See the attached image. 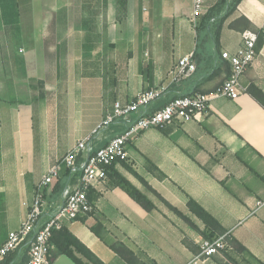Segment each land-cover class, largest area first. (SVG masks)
<instances>
[{"label": "crops", "instance_id": "obj_1", "mask_svg": "<svg viewBox=\"0 0 264 264\" xmlns=\"http://www.w3.org/2000/svg\"><path fill=\"white\" fill-rule=\"evenodd\" d=\"M31 5V12L21 11L15 29V62L9 61L4 81L0 77V211L5 207L0 245L20 227L48 167L91 135L116 99L131 100L145 89L164 86L166 100L211 92L230 74L222 52H237L245 30L264 35V0H241L224 23L219 44L209 34L198 33L202 16L193 21V0H107L105 29L89 32L106 31L111 70L89 76L84 73L79 33L72 46L65 28L38 24L35 0ZM191 54L195 71L169 83V69ZM241 82L264 91V44ZM127 148L129 160L113 168L154 207L146 209L122 187L113 186L108 173L106 183L88 192L93 209L86 219L68 224L102 262L264 264V206L256 210L257 202L264 200V107L248 91L237 99L216 96L198 118L145 130ZM78 178L64 171L46 189L43 219L63 201L64 188L77 185ZM190 198L219 221V229L191 210ZM219 233H229L249 252L227 242L220 253L193 263L201 242ZM51 262L77 264L54 244Z\"/></svg>", "mask_w": 264, "mask_h": 264}, {"label": "built area", "instance_id": "obj_2", "mask_svg": "<svg viewBox=\"0 0 264 264\" xmlns=\"http://www.w3.org/2000/svg\"><path fill=\"white\" fill-rule=\"evenodd\" d=\"M208 8L207 0H193V21L196 22ZM257 41L258 34L255 31L245 30L237 52H222V57L230 64V74L211 92L197 91L177 96L150 114L145 111L142 113L141 108H145L151 101L162 95L166 86L144 90L136 96L135 100H115L111 110L107 112L93 133L78 140L64 157L53 162L43 174L35 189L33 202L20 227L11 231L7 240L0 245V264H3L11 251L26 240L30 242L27 264H52L54 232L68 227V224L75 220L87 217L92 211L89 190L106 183L109 165L128 160L127 146L130 140L150 128L163 129L174 122L185 123L198 118L199 115L208 111L211 99L216 96L225 95L237 99L246 92L247 87L242 85L241 79L258 56ZM192 57L193 54L187 55L174 63L168 71L169 83L180 81L195 71L196 64L192 61ZM117 119H123L126 122V129L109 138L104 146L94 149L92 140ZM79 157L83 159L81 162H78ZM65 169H69L71 174L78 173V183L64 188L63 201L43 219L45 205H47L46 189L62 175ZM262 206H264V200H259L256 210ZM228 237L229 233H223L215 238L203 240L200 252L193 259V263L220 253L226 247Z\"/></svg>", "mask_w": 264, "mask_h": 264}, {"label": "trees", "instance_id": "obj_3", "mask_svg": "<svg viewBox=\"0 0 264 264\" xmlns=\"http://www.w3.org/2000/svg\"><path fill=\"white\" fill-rule=\"evenodd\" d=\"M241 0H218L214 6H210L205 14L202 15L199 24L196 26L197 31L205 32L209 34L211 38L219 44L220 35L222 28L224 26L225 21L227 18L236 10L238 4ZM107 0H104V4L106 6ZM30 4V5H29ZM1 7H2V17L5 24H17V28L19 29V24L21 22V11L24 12H31V0H1ZM244 23L249 25V21L245 16L240 18ZM258 34V33H257ZM102 35L91 36L90 34L85 35L84 43H83V52H84V68L86 73L89 76H94L100 74L101 72V63H100V55L99 51L97 50L100 48L99 43L101 40ZM264 44V35L258 34V41H257V50L261 49ZM112 47V45H111ZM96 51V53H94ZM91 60L93 63H90ZM93 65V66H92ZM92 67V68H91ZM148 78H150L148 76ZM148 90V89H145ZM247 91L264 107V91L261 87L257 84H252L247 87ZM164 94L160 95L155 100L151 101L145 108H141V112L145 111V113L150 114L156 111L159 108H162L166 105L170 100L164 99ZM135 98L131 100H135ZM117 100V99H116ZM172 100V99H171ZM130 101V100H124ZM34 121L37 122V117L34 114ZM127 125L123 119H117L112 124H110L106 129L102 131L103 135L96 136L93 140L94 149H98L101 146H104L109 138L122 133L126 129ZM132 138L131 140H133ZM130 140V141H131ZM83 159L80 158L78 162H81ZM109 165L107 167V172L111 175L112 178V185L113 186H120L126 192H128L132 197H134L140 204H142L146 209L151 210L154 207L153 202L144 195L132 182L127 179L124 175L120 174L118 171L114 170V165ZM67 176L71 175L69 169H65ZM78 174V173H77ZM76 175V174H75ZM62 176V175H61ZM60 176V177H61ZM261 176V175H260ZM59 177V178H60ZM264 180V176H261ZM57 179V181L59 180ZM60 186L64 188V185L61 183H57L56 186ZM189 206L191 210L197 214L201 219H203L207 225L210 227H215L217 229L220 228L219 221L209 213L205 208H203L197 201L190 198ZM178 211V209H176ZM181 215L185 217L180 211H178ZM5 216V207L0 211V220L3 221ZM82 219H86L83 217ZM187 220H189L186 217ZM190 221V220H189ZM191 222V221H190ZM223 233H219L218 235L210 238H215ZM8 236L6 237L5 241L7 240ZM4 241V242H5ZM228 242L234 243V245L242 250L248 251L246 247H244L238 241L228 237ZM52 243L57 246V251L59 253H64L70 256L77 264H105L102 262L97 255L90 250L84 243H82L72 232L68 229V227H63L60 230L54 232L52 237ZM2 245V244H1ZM30 248L29 240H26L22 243L18 248L11 251L7 257L5 258L3 264H27L29 260L28 251ZM249 252V251H248ZM221 264H232L230 261L222 260ZM236 264H239L238 262ZM263 264V263H261Z\"/></svg>", "mask_w": 264, "mask_h": 264}, {"label": "rangeland", "instance_id": "obj_4", "mask_svg": "<svg viewBox=\"0 0 264 264\" xmlns=\"http://www.w3.org/2000/svg\"><path fill=\"white\" fill-rule=\"evenodd\" d=\"M34 7L38 11V24L43 25L49 23V25L54 28L57 26L65 28V35L71 37L72 46L75 45L74 41L77 40L76 36L78 33L83 41L87 34L91 36L99 35L89 31L94 30L96 27L101 28L105 25L106 21V6L104 0H35ZM26 23H29L28 16L23 19V25L26 26ZM16 25L5 24L2 17L0 0V77L3 79L2 81H4V78H6V75L9 73V61L11 60V64H14V54L16 50H18V37L15 33V29L17 28ZM103 28L105 29V26ZM148 28H150V25H148ZM101 35V42L99 43L101 47L97 49L100 55L99 61L101 63V71L111 70V59L109 57L110 47L106 43V31L103 30ZM90 63H93V61L91 60ZM111 108L112 106H110L108 110H111ZM40 181L41 179L36 183V187ZM31 204L32 203L29 204V207ZM46 206L47 205H45V207Z\"/></svg>", "mask_w": 264, "mask_h": 264}]
</instances>
